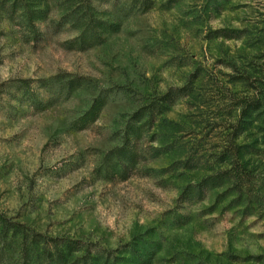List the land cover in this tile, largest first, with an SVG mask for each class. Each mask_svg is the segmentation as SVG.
I'll list each match as a JSON object with an SVG mask.
<instances>
[{
    "label": "rangeland",
    "instance_id": "374dc122",
    "mask_svg": "<svg viewBox=\"0 0 264 264\" xmlns=\"http://www.w3.org/2000/svg\"><path fill=\"white\" fill-rule=\"evenodd\" d=\"M58 251L264 264V0H0V264Z\"/></svg>",
    "mask_w": 264,
    "mask_h": 264
},
{
    "label": "trees",
    "instance_id": "16d2710c",
    "mask_svg": "<svg viewBox=\"0 0 264 264\" xmlns=\"http://www.w3.org/2000/svg\"><path fill=\"white\" fill-rule=\"evenodd\" d=\"M151 8L150 4H147L144 8L143 11H147ZM185 89H181V90H176L174 91V98H181L182 96H186V93H181L182 91H184ZM166 98H161L158 101H152L150 103V105L145 106L140 108L136 113L135 116L137 117L136 119L138 120L142 114L144 113H148L149 114H161L164 111V108H162V103L164 102ZM174 100V99H173ZM161 102V103H160ZM172 100L170 99L168 101L169 105L171 104ZM259 101L256 100L255 102H250L247 101L246 106L250 109V111L252 110H257L259 107ZM95 104V103H94ZM97 105H93L89 111L85 114V116L83 118L80 119V122L83 123L80 127V129L86 128L89 124H91L97 115ZM156 108H160L157 111H155ZM190 167H187V169H189ZM232 178V175L229 171H221L218 172L214 175H209L205 178H203L201 181H199V183L193 185L192 187H190V193L191 194H195L196 196H198V198L203 197L208 191L219 188L223 185H225L226 183H228ZM65 244H62V247ZM67 248H71L68 245H66ZM65 247V248H66ZM70 251V250H69ZM64 256L62 255L61 251L57 252L56 257H53L51 259V261L47 264H93L92 261H90L88 258L86 257H79V258H75V259H70L68 261L64 260Z\"/></svg>",
    "mask_w": 264,
    "mask_h": 264
}]
</instances>
